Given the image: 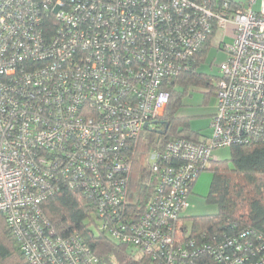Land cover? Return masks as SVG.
I'll return each instance as SVG.
<instances>
[{
    "label": "built area",
    "instance_id": "built-area-1",
    "mask_svg": "<svg viewBox=\"0 0 264 264\" xmlns=\"http://www.w3.org/2000/svg\"><path fill=\"white\" fill-rule=\"evenodd\" d=\"M257 1L0 0V212L32 264H100L82 235H58L42 209L62 182L85 192L100 229L153 264H264L262 233L201 241L184 216L215 150L264 144ZM228 23L235 37L223 46L212 136L151 149L153 195L142 210L124 206L129 147L163 116L165 81Z\"/></svg>",
    "mask_w": 264,
    "mask_h": 264
},
{
    "label": "trees",
    "instance_id": "trees-1",
    "mask_svg": "<svg viewBox=\"0 0 264 264\" xmlns=\"http://www.w3.org/2000/svg\"><path fill=\"white\" fill-rule=\"evenodd\" d=\"M211 36L193 57L183 62L187 68L182 67L177 76L165 81L170 100L163 116L155 123H149L135 145H130L132 164L125 174L129 183L124 206H132L135 211L142 210L153 195L157 178L149 169L148 153L151 149L161 147L168 139L177 137L192 141L204 140L206 135L199 129H193L189 117L183 115L182 110L185 97L198 89L216 96L217 80L221 73L214 82L212 76L199 71L210 48ZM231 150L229 160L218 159L208 169L213 171V179L207 202L217 206L218 214L190 219L198 237L207 233L206 242L215 237L230 236L235 231L246 228L264 235V144H238L231 146ZM63 184L62 182L58 193L42 203V209L58 235L64 238L75 233L82 235L98 255L100 264L153 263L151 258L141 255L139 247L119 242L100 229L96 208L94 209L85 192ZM120 210L122 214L126 211L122 208ZM199 238L201 240L202 237ZM203 257L206 261L210 260L208 254ZM0 264H32L2 212Z\"/></svg>",
    "mask_w": 264,
    "mask_h": 264
},
{
    "label": "rangeland",
    "instance_id": "rangeland-1",
    "mask_svg": "<svg viewBox=\"0 0 264 264\" xmlns=\"http://www.w3.org/2000/svg\"><path fill=\"white\" fill-rule=\"evenodd\" d=\"M245 1V0H238ZM262 0H258L255 4V9L261 8ZM235 37V26L233 23H228L226 27H221L216 34L212 36L210 48L205 57L204 62L199 68V71L210 75L214 78L220 74V64L227 59V53L223 48L226 44H231ZM212 78V79H213ZM216 109V96L198 89L187 95L184 100L183 115L189 117L193 129H199L202 134L212 136L213 127L212 114ZM219 160H229L231 158V147H222L214 152ZM213 179V171H204L194 186L191 195L189 196V207L185 210L184 215L191 217L202 216L208 214H218L216 205L207 202V195L210 192V187ZM192 220V219H191ZM153 264V263H152Z\"/></svg>",
    "mask_w": 264,
    "mask_h": 264
},
{
    "label": "water",
    "instance_id": "water-1",
    "mask_svg": "<svg viewBox=\"0 0 264 264\" xmlns=\"http://www.w3.org/2000/svg\"><path fill=\"white\" fill-rule=\"evenodd\" d=\"M145 127H148V125H145Z\"/></svg>",
    "mask_w": 264,
    "mask_h": 264
}]
</instances>
